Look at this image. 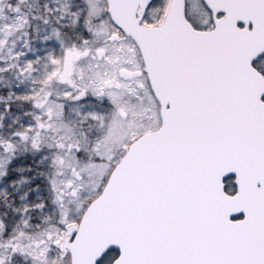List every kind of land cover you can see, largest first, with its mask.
I'll use <instances>...</instances> for the list:
<instances>
[{"label":"snow or ice","instance_id":"6c2138e0","mask_svg":"<svg viewBox=\"0 0 264 264\" xmlns=\"http://www.w3.org/2000/svg\"><path fill=\"white\" fill-rule=\"evenodd\" d=\"M0 207V264H264V0H0Z\"/></svg>","mask_w":264,"mask_h":264},{"label":"rangeland","instance_id":"374dc122","mask_svg":"<svg viewBox=\"0 0 264 264\" xmlns=\"http://www.w3.org/2000/svg\"><path fill=\"white\" fill-rule=\"evenodd\" d=\"M42 3H43V0H25L26 6H30L32 9H36V8L40 7V5ZM71 3H73V0H59L60 5L71 4ZM53 27H55V24H53V23H50L49 25H44V24L40 23V24L36 25L35 31L39 32L41 35H43L45 33L50 34ZM63 31L67 34L64 37V39L68 40L69 43H71L73 40L77 39V31L72 29L71 27L63 29ZM33 46L35 48H41L42 47L38 42L35 43ZM5 211L8 212L9 218H11V215H12L11 210L0 207V213H3Z\"/></svg>","mask_w":264,"mask_h":264},{"label":"water","instance_id":"95a60500","mask_svg":"<svg viewBox=\"0 0 264 264\" xmlns=\"http://www.w3.org/2000/svg\"><path fill=\"white\" fill-rule=\"evenodd\" d=\"M102 251V250H101ZM97 255H99V253H97Z\"/></svg>","mask_w":264,"mask_h":264}]
</instances>
